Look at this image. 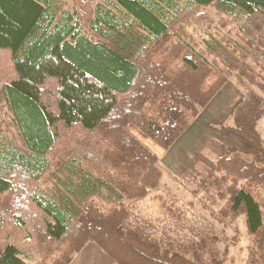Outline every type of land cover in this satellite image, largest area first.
Returning <instances> with one entry per match:
<instances>
[{"label":"trees","instance_id":"trees-1","mask_svg":"<svg viewBox=\"0 0 264 264\" xmlns=\"http://www.w3.org/2000/svg\"><path fill=\"white\" fill-rule=\"evenodd\" d=\"M189 22L218 35L231 27L243 62L253 50L264 59V0H75L70 9L63 0H0V264H28L33 254L36 264H71L90 243L115 264H200L128 229L122 204L90 198L75 212L40 189L51 170L77 160L121 199L159 187L160 152L233 73L214 45L184 39ZM263 115L261 98L247 92L233 125L220 127L248 156L218 144L213 166L225 190L219 215L243 217L255 243L248 264H260L264 236ZM12 129L20 147L4 135Z\"/></svg>","mask_w":264,"mask_h":264},{"label":"rangeland","instance_id":"rangeland-1","mask_svg":"<svg viewBox=\"0 0 264 264\" xmlns=\"http://www.w3.org/2000/svg\"><path fill=\"white\" fill-rule=\"evenodd\" d=\"M63 1L69 9L75 3V0ZM208 11L215 12L212 9ZM216 30L195 22L184 27L185 40L214 45L218 58L225 59L233 73L208 106L196 118L190 119L177 141L167 151L160 152L159 166L163 176L158 188L145 199H121L87 174L84 165L77 160L69 162L68 168L60 173L51 170L40 182L41 191L75 212L83 210L90 198L102 208L122 204L129 211L128 229L200 264H248L255 243L247 233L243 217L232 221L219 215V209L225 203L221 198L225 190L218 183V174L213 171V166L223 154L218 144L229 145L248 156V146L223 132L220 126L233 125L232 111L247 92L258 95L264 107V59L253 50L243 62L239 52L244 51L245 46L236 30L231 27L225 31L218 30L219 35ZM237 45H241L242 50L235 52ZM244 63L247 68L243 67ZM155 109V106L150 108V112ZM257 129L264 139V115ZM4 135L11 144L21 146L14 129ZM87 181L94 186L93 189L86 187ZM160 195L173 206V214L162 208L158 199ZM256 249L260 264H264V236ZM23 259L28 264L39 261L35 254Z\"/></svg>","mask_w":264,"mask_h":264},{"label":"crops","instance_id":"crops-1","mask_svg":"<svg viewBox=\"0 0 264 264\" xmlns=\"http://www.w3.org/2000/svg\"><path fill=\"white\" fill-rule=\"evenodd\" d=\"M112 262L109 256L100 251L95 244L90 243L71 264H111Z\"/></svg>","mask_w":264,"mask_h":264}]
</instances>
